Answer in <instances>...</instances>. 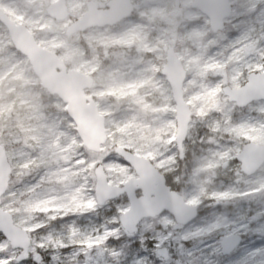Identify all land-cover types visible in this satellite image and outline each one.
Instances as JSON below:
<instances>
[{
	"label": "snow or ice",
	"instance_id": "6c2138e0",
	"mask_svg": "<svg viewBox=\"0 0 264 264\" xmlns=\"http://www.w3.org/2000/svg\"><path fill=\"white\" fill-rule=\"evenodd\" d=\"M146 7L81 6L128 49L113 61L126 76L70 38L57 55L0 37V75L27 73L55 101L33 102L22 147L0 140V264H264V0H204L179 55L128 26Z\"/></svg>",
	"mask_w": 264,
	"mask_h": 264
},
{
	"label": "rangeland",
	"instance_id": "374dc122",
	"mask_svg": "<svg viewBox=\"0 0 264 264\" xmlns=\"http://www.w3.org/2000/svg\"><path fill=\"white\" fill-rule=\"evenodd\" d=\"M58 0H0V10L8 15L17 24L25 26L33 37L40 41L55 42L57 55L64 49L70 38L77 46L83 45L87 52L81 55H89L92 58L104 60L105 66L114 75L126 76L133 70L127 65L113 63L121 54L128 51L119 45H112V26L93 27L84 32H78L66 36L67 27L81 18V6L92 2V0H75V4L69 5L65 0L68 16L64 20L53 19L57 27L53 29L47 22L49 13L42 11L38 5L41 3L50 5ZM193 0H142L147 5L144 11L128 21V26L143 35V38L152 46L165 51L168 46L174 47L176 54H181L183 49L191 46V39L198 35L195 28H189L199 19V10L192 7ZM234 3H241L233 0ZM8 33L7 29L0 23V37ZM183 37V39H181ZM108 45L105 47V45ZM135 54V49L132 50ZM159 58V57H157ZM78 57H70V60ZM70 62V61H69ZM139 69L137 68L136 71ZM0 72L3 65L0 64ZM19 79L4 73L0 75V113L5 115L6 121L0 123V139L9 140L11 148L22 147V140L29 130V126L35 123L34 101H40L45 105H54L47 92L41 87L39 80L21 73ZM152 92V90H151ZM151 96L146 99H152ZM245 114L255 117L257 113L247 112ZM10 120V122H9ZM19 136V141L17 140ZM233 181L239 187H244L240 178L234 177ZM225 183H228L224 180ZM207 204L208 202L205 201Z\"/></svg>",
	"mask_w": 264,
	"mask_h": 264
},
{
	"label": "water",
	"instance_id": "95a60500",
	"mask_svg": "<svg viewBox=\"0 0 264 264\" xmlns=\"http://www.w3.org/2000/svg\"><path fill=\"white\" fill-rule=\"evenodd\" d=\"M203 2L204 0H193L192 7L199 10V5H201ZM49 6L55 12V15L53 16L54 19L64 20L65 18H67L68 11L65 4V0H58L57 2L52 3ZM0 23L7 29L9 34L12 32H16V33L26 32L30 37L34 38L33 35L30 33V31L25 26L21 24H17L2 10H0ZM105 26H112V25L107 23H99L98 21L92 19H89L86 23H81V18H80L67 27L66 36L70 37L75 33L84 32L87 29L93 27H105ZM172 49H174L172 46H168L167 48V50H172ZM39 82L41 87L44 90H46V85L42 81Z\"/></svg>",
	"mask_w": 264,
	"mask_h": 264
},
{
	"label": "bare ground",
	"instance_id": "6f19581e",
	"mask_svg": "<svg viewBox=\"0 0 264 264\" xmlns=\"http://www.w3.org/2000/svg\"><path fill=\"white\" fill-rule=\"evenodd\" d=\"M66 2H67V4H69V5H73V4L76 3L75 0H66Z\"/></svg>",
	"mask_w": 264,
	"mask_h": 264
},
{
	"label": "trees",
	"instance_id": "16d2710c",
	"mask_svg": "<svg viewBox=\"0 0 264 264\" xmlns=\"http://www.w3.org/2000/svg\"><path fill=\"white\" fill-rule=\"evenodd\" d=\"M234 177H235V176H233V179H234ZM225 181H227V182H228V180H227V179H225ZM230 207H231V206H230Z\"/></svg>",
	"mask_w": 264,
	"mask_h": 264
},
{
	"label": "flooded vegetation",
	"instance_id": "af4514ba",
	"mask_svg": "<svg viewBox=\"0 0 264 264\" xmlns=\"http://www.w3.org/2000/svg\"><path fill=\"white\" fill-rule=\"evenodd\" d=\"M1 140V139H0ZM3 140V139H2Z\"/></svg>",
	"mask_w": 264,
	"mask_h": 264
}]
</instances>
